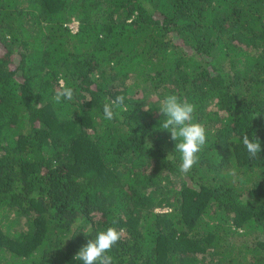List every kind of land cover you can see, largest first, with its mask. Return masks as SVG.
Segmentation results:
<instances>
[{"label":"trees","instance_id":"trees-1","mask_svg":"<svg viewBox=\"0 0 264 264\" xmlns=\"http://www.w3.org/2000/svg\"><path fill=\"white\" fill-rule=\"evenodd\" d=\"M169 94L206 129L187 174ZM109 227L113 264H264V0H0V264H83Z\"/></svg>","mask_w":264,"mask_h":264},{"label":"clouds","instance_id":"clouds-1","mask_svg":"<svg viewBox=\"0 0 264 264\" xmlns=\"http://www.w3.org/2000/svg\"><path fill=\"white\" fill-rule=\"evenodd\" d=\"M74 98V90L67 86L63 80L59 81L55 90L53 100L60 104L62 101H71ZM125 97L117 95L115 99L103 104V115L106 120H113L125 110ZM145 110H147L145 106ZM196 106L187 101H181L175 94H169L160 102L159 112L164 117L160 127L170 133V138L175 143V149L181 156L180 172L187 174L194 165L199 162V153L206 144V129L194 121ZM242 143L250 158H256L262 152L261 141L255 136L244 134ZM146 144H151L146 140ZM235 176V170L230 173ZM122 230L109 227L106 231L97 233L94 239H89L78 254L77 259L83 264H113V258L109 253L112 248L121 240Z\"/></svg>","mask_w":264,"mask_h":264},{"label":"rangeland","instance_id":"rangeland-1","mask_svg":"<svg viewBox=\"0 0 264 264\" xmlns=\"http://www.w3.org/2000/svg\"><path fill=\"white\" fill-rule=\"evenodd\" d=\"M71 26H72L74 29H76L77 26H78V23H77V22H73V23L71 24Z\"/></svg>","mask_w":264,"mask_h":264}]
</instances>
